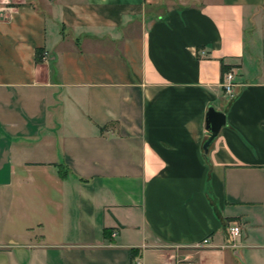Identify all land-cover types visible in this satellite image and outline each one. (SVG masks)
Masks as SVG:
<instances>
[{"label":"crops","instance_id":"crops-1","mask_svg":"<svg viewBox=\"0 0 264 264\" xmlns=\"http://www.w3.org/2000/svg\"><path fill=\"white\" fill-rule=\"evenodd\" d=\"M2 2L0 264H264V0Z\"/></svg>","mask_w":264,"mask_h":264},{"label":"built area","instance_id":"built-area-1","mask_svg":"<svg viewBox=\"0 0 264 264\" xmlns=\"http://www.w3.org/2000/svg\"><path fill=\"white\" fill-rule=\"evenodd\" d=\"M7 9L8 6L4 5L2 0H0V16H2V13ZM234 85H235V76H234V71L231 69L230 71L224 74L223 79L221 80V86L223 88V91L229 97H232L234 94L233 92ZM228 233L233 238L238 237L241 233V228L238 224L232 225L228 228ZM129 264H141V263L138 259H134Z\"/></svg>","mask_w":264,"mask_h":264},{"label":"water","instance_id":"water-1","mask_svg":"<svg viewBox=\"0 0 264 264\" xmlns=\"http://www.w3.org/2000/svg\"><path fill=\"white\" fill-rule=\"evenodd\" d=\"M225 123V116L222 112L214 110L213 107H209L207 112L206 128L208 132V138L204 142V149L206 150L210 143L215 138L218 130Z\"/></svg>","mask_w":264,"mask_h":264},{"label":"trees","instance_id":"trees-1","mask_svg":"<svg viewBox=\"0 0 264 264\" xmlns=\"http://www.w3.org/2000/svg\"><path fill=\"white\" fill-rule=\"evenodd\" d=\"M235 65L233 64H228L221 59L220 62V72H221V80L223 79V76L226 72L230 71Z\"/></svg>","mask_w":264,"mask_h":264}]
</instances>
